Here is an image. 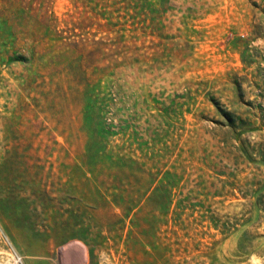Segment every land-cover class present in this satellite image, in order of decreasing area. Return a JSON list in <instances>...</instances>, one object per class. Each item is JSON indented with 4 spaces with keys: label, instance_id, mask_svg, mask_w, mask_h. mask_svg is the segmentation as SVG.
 Segmentation results:
<instances>
[{
    "label": "rangeland",
    "instance_id": "rangeland-1",
    "mask_svg": "<svg viewBox=\"0 0 264 264\" xmlns=\"http://www.w3.org/2000/svg\"><path fill=\"white\" fill-rule=\"evenodd\" d=\"M8 1L25 59L0 53V264L75 243L82 264H264V0L48 1L59 29L121 32L117 61Z\"/></svg>",
    "mask_w": 264,
    "mask_h": 264
},
{
    "label": "trees",
    "instance_id": "trees-1",
    "mask_svg": "<svg viewBox=\"0 0 264 264\" xmlns=\"http://www.w3.org/2000/svg\"><path fill=\"white\" fill-rule=\"evenodd\" d=\"M49 0H9L11 4H14L16 9H12L11 13H16L21 16V18L18 21H27L29 18L35 20L38 24L43 25L46 29L52 28L57 34V37L62 39L65 45H69L73 48H75L78 52L89 54L94 49L95 45L99 46V51L102 50L103 53L110 54L109 50H113L111 52V55L115 54L116 61L117 56L122 55V50L125 46H127L126 43H124L122 40V33L114 36L106 35V38L101 37L100 39H92L84 35H80V32H75L73 28L70 27H62L59 29L58 27V17L54 14V11L50 9V6L48 4ZM75 5L78 6L79 4L83 6H89L90 9L94 13H100L102 15H106V10L104 8H101L100 10L97 8L98 5H105L108 4V0H73ZM121 1H125L128 5L133 3L134 0H112L113 3L117 4ZM134 4V3H133ZM5 7V4L3 6ZM115 9H119V7H116ZM8 7L6 8V13L0 14V22L2 24L0 25V28H4L3 26L6 24V27H8V30L3 31L0 33V53L5 54L7 57V62H10L12 59H25V56L23 53H21V49L24 47V44L21 41V32L19 29H17V33L15 30L11 29L9 26L10 21L12 22L10 15L7 14ZM89 11V9L85 8L84 12ZM9 12V11H8ZM35 12V14H34ZM34 14V16H33ZM108 15H111V11L109 10ZM10 19V20H9ZM18 27V25H17ZM111 31V30H110ZM116 31H120L117 29ZM20 32V33H19ZM41 40V45L39 46L38 43H33L30 45V47L34 48L35 52L43 53V51L48 50L47 46V40ZM108 49L106 51L105 49ZM230 123L233 124V118L229 117Z\"/></svg>",
    "mask_w": 264,
    "mask_h": 264
},
{
    "label": "bare ground",
    "instance_id": "bare-ground-1",
    "mask_svg": "<svg viewBox=\"0 0 264 264\" xmlns=\"http://www.w3.org/2000/svg\"><path fill=\"white\" fill-rule=\"evenodd\" d=\"M75 245L76 243L74 244V246ZM68 246L66 248L59 250L58 252V258L61 264H82V259H81L82 256L80 254L81 252H84V248L82 249L81 245L80 248L74 247L72 244L71 246L69 247Z\"/></svg>",
    "mask_w": 264,
    "mask_h": 264
}]
</instances>
